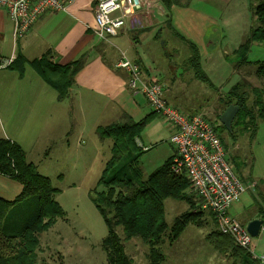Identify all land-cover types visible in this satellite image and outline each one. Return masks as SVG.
<instances>
[{
	"label": "rangeland",
	"instance_id": "374dc122",
	"mask_svg": "<svg viewBox=\"0 0 264 264\" xmlns=\"http://www.w3.org/2000/svg\"><path fill=\"white\" fill-rule=\"evenodd\" d=\"M170 1L177 4L172 7L181 10L177 13L191 12L196 16L194 22L197 27L193 31L183 19L180 21V17H176L177 27L189 41L178 39L164 30L163 39L155 50L150 48L152 79L164 85L165 93L170 90L175 108L187 115L201 114L217 127L226 149V160L234 174L247 188L251 183L256 184L257 188L248 189L256 198V209L244 214L231 210L232 217L245 227L249 215L254 213L257 216L258 207L264 209V121L258 116L257 106L259 101L264 104V75L259 67L264 62V48L254 44L246 66L234 68L225 57H231L258 26L251 10L254 3L253 0ZM230 105L238 106L239 113L231 132H228L219 118ZM157 120L158 127L151 133H145L143 143L149 151L139 148V165L144 180L169 160L174 174L171 160L174 150L169 143L171 127L159 115ZM69 142L53 140L41 152L37 151L41 146L38 140L31 143V148L28 147L30 160L59 190L55 199L62 214L41 235L36 264H109L103 247L107 227L91 196L104 190L98 187V182L111 157L112 141H96L86 150L79 143ZM24 143L27 147V142ZM130 156L133 157H126L117 168L127 165L132 158ZM174 175L182 178L185 185L179 198L164 200L165 222L171 227L184 216L187 224L179 237H174V240L165 237L158 248H151L138 238L124 240L122 229L118 228L117 233L131 264H228L224 253L222 257L214 253L211 239L219 232L213 215L203 209L184 176ZM247 196L249 193L244 198ZM242 202L241 197L237 203ZM227 239L235 247L234 241ZM257 240L252 238V245ZM230 245L224 248H228L226 252L234 253ZM152 250L162 254L156 263L150 258ZM252 261L258 264L260 260L252 257Z\"/></svg>",
	"mask_w": 264,
	"mask_h": 264
},
{
	"label": "crops",
	"instance_id": "0c3cea01",
	"mask_svg": "<svg viewBox=\"0 0 264 264\" xmlns=\"http://www.w3.org/2000/svg\"><path fill=\"white\" fill-rule=\"evenodd\" d=\"M159 1V8L153 12L145 10L135 16H128L125 0H122V11L117 15H126L125 26L115 36L105 39L97 33L94 18L96 0H76L64 12L43 15L19 40H14L12 22L7 13L0 9V60L16 61L12 67H9L11 64L0 67V139L19 145L27 161L35 166L28 151L33 141L40 142L38 152L50 146L53 140H71L69 143H79L86 150L101 140L96 131L98 127L123 123L126 118L138 123L153 116L141 133L143 136L140 135L135 141L138 148L149 151L143 143L145 133H151L158 127V117L154 116L143 96L129 89L128 75L117 64L125 57L139 65L148 80L157 82L152 79L154 73L150 67L153 64L150 48L155 50L163 39L164 30L178 39L190 40L177 27L176 17H180V21L183 19L193 31L197 27L194 22L196 16L191 12L179 14V8L171 7L168 10ZM197 49L200 51L198 46ZM42 60L60 67L83 61L64 99L59 100L58 92L40 76L39 62ZM165 96L169 104L175 107L170 90L166 91ZM170 131L172 135L173 129ZM37 171L46 177L39 169ZM255 186V183H251L249 188L246 187L242 196L245 204L236 203L231 210L240 214L255 210L256 198L250 194L253 188H257ZM21 193V184L0 175L1 200L15 202ZM247 193L250 196L244 198ZM260 214L258 207L257 216L254 213L249 215L246 226L253 220L263 221L258 240L252 245L251 251L264 258V216L260 217ZM211 242L214 253L222 257L219 239L212 237ZM224 254L228 264H246L242 263L244 260L240 257ZM248 254L251 255L250 252Z\"/></svg>",
	"mask_w": 264,
	"mask_h": 264
},
{
	"label": "trees",
	"instance_id": "16d2710c",
	"mask_svg": "<svg viewBox=\"0 0 264 264\" xmlns=\"http://www.w3.org/2000/svg\"><path fill=\"white\" fill-rule=\"evenodd\" d=\"M161 1L168 10L177 5L175 1ZM253 3L254 7H251V10L258 26L234 50L231 57H225L226 62L234 68L249 63L248 55L254 44L257 43L264 48V0H253ZM195 53L197 55L196 51ZM15 62L13 61L9 67ZM82 66L81 60L66 67L42 60L39 62V73L58 92V99L62 100ZM259 67L264 75V62L260 63ZM207 83L210 85L208 81ZM257 106L258 116L264 121V104L259 101ZM153 114L158 117L155 112ZM152 117L138 123L126 118L123 123L98 127L96 130L101 140L112 141L111 157L106 162L98 182V187H103L104 190L91 196L107 227L103 247L109 264H131L122 239L117 233L118 228L122 229L124 240L138 238L146 245L152 246L151 248H158L165 237L172 240L179 237L187 224V217L184 216L171 227L165 222L164 200L179 198L185 185L182 178L172 174L170 160L151 173L147 180L142 177L139 165L141 152L135 141L150 124ZM215 129L223 144L217 127ZM129 155H133V158L127 165L118 169L117 167L122 165V161ZM0 175L15 180L22 186V193L15 202L9 203L0 199V264H36V250L40 245L41 235L62 216L55 200L58 190L27 161L19 145L4 139H0ZM183 178L188 182L185 176ZM17 203L19 205H16ZM259 212L264 216L262 207ZM227 238L231 237L220 236L219 233L215 237L219 239L221 253H229L226 252L228 248H224L231 243ZM235 247L234 253L230 254L240 257L244 260L242 263L255 264L250 260L251 255L247 251L236 245ZM161 256L159 251H151L150 258L154 263L161 259Z\"/></svg>",
	"mask_w": 264,
	"mask_h": 264
},
{
	"label": "built area",
	"instance_id": "2783aa9c",
	"mask_svg": "<svg viewBox=\"0 0 264 264\" xmlns=\"http://www.w3.org/2000/svg\"><path fill=\"white\" fill-rule=\"evenodd\" d=\"M76 0H0L13 25L14 40L22 38L35 22L49 12H64ZM159 0H125L128 16L141 11H155ZM122 11V0H96L94 18L100 38L113 37L125 26L126 15ZM12 60H0V67H8ZM117 67L128 75V86L134 94L142 95L153 112L166 121L173 133L170 144L174 154L173 172L184 175L192 193L201 202L203 209L210 211L218 231L233 239L235 245L250 252L254 259L264 264V258L256 256L252 247V237L230 211L246 192V187L226 160V150L214 125L201 115H187L168 104L164 85L151 82L139 65L125 57Z\"/></svg>",
	"mask_w": 264,
	"mask_h": 264
},
{
	"label": "water",
	"instance_id": "95a60500",
	"mask_svg": "<svg viewBox=\"0 0 264 264\" xmlns=\"http://www.w3.org/2000/svg\"><path fill=\"white\" fill-rule=\"evenodd\" d=\"M239 112V107L230 105L220 116L219 121L228 132L232 130V124ZM263 225L262 220H253L247 224L246 229L252 238H257Z\"/></svg>",
	"mask_w": 264,
	"mask_h": 264
},
{
	"label": "bare ground",
	"instance_id": "6f19581e",
	"mask_svg": "<svg viewBox=\"0 0 264 264\" xmlns=\"http://www.w3.org/2000/svg\"><path fill=\"white\" fill-rule=\"evenodd\" d=\"M142 96V95H141ZM166 97V96H165ZM167 100V99H166ZM168 102V101H167ZM169 104V103H168ZM246 227V226H245ZM220 233V232H219ZM221 234V233H220Z\"/></svg>",
	"mask_w": 264,
	"mask_h": 264
}]
</instances>
